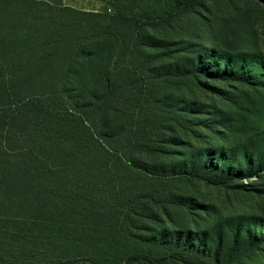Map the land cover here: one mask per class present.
I'll return each instance as SVG.
<instances>
[{"label":"trees","instance_id":"16d2710c","mask_svg":"<svg viewBox=\"0 0 264 264\" xmlns=\"http://www.w3.org/2000/svg\"><path fill=\"white\" fill-rule=\"evenodd\" d=\"M95 1L0 0V264H249L264 246L252 18L239 0ZM199 185L253 206L220 215Z\"/></svg>","mask_w":264,"mask_h":264},{"label":"rangeland","instance_id":"374dc122","mask_svg":"<svg viewBox=\"0 0 264 264\" xmlns=\"http://www.w3.org/2000/svg\"><path fill=\"white\" fill-rule=\"evenodd\" d=\"M64 3L73 8L83 11H102L106 4L95 0H64ZM237 6L242 8V12H248L252 24V32L255 30L257 34L258 46L264 51V10H261L256 4L239 0ZM199 199L211 204L217 208L220 215L228 216L232 213L249 212L253 206L251 200H234L228 198L224 192L205 185H199L193 188ZM249 264H264V246L260 251L249 260Z\"/></svg>","mask_w":264,"mask_h":264}]
</instances>
